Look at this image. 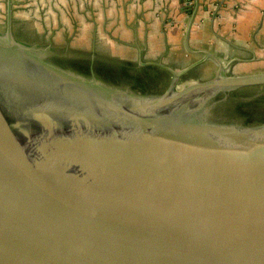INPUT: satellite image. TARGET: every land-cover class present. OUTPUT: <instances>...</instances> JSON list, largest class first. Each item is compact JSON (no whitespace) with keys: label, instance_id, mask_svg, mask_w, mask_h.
<instances>
[{"label":"water","instance_id":"1","mask_svg":"<svg viewBox=\"0 0 264 264\" xmlns=\"http://www.w3.org/2000/svg\"><path fill=\"white\" fill-rule=\"evenodd\" d=\"M7 5L0 264H264V120L213 119L222 95L264 87V71L231 73L200 50L180 70L144 62L173 80L128 93L19 41ZM207 60L214 75L180 85Z\"/></svg>","mask_w":264,"mask_h":264},{"label":"crops","instance_id":"2","mask_svg":"<svg viewBox=\"0 0 264 264\" xmlns=\"http://www.w3.org/2000/svg\"><path fill=\"white\" fill-rule=\"evenodd\" d=\"M95 1L98 8L86 1L84 12L101 19L85 20V30L131 48L124 52L131 57L179 70L203 58L194 51L204 50L223 64H264V0Z\"/></svg>","mask_w":264,"mask_h":264},{"label":"rangeland","instance_id":"3","mask_svg":"<svg viewBox=\"0 0 264 264\" xmlns=\"http://www.w3.org/2000/svg\"><path fill=\"white\" fill-rule=\"evenodd\" d=\"M86 1L92 2L98 8L95 0H12V31L14 36L19 41L28 44L33 43L41 47L51 45L49 49L51 52L57 51L63 52L66 55L77 56V62H70V59L57 60L53 57H50V59L56 61V63H60L61 67H66L65 69L82 75L86 74L85 69L88 63L86 61L92 54L99 57L106 56L111 59L115 57L121 61L129 62V65L133 66L134 70H141L142 67L146 66L143 63L147 61H144L143 58L139 60L138 57H131L132 53L124 54L125 51H131V48L114 47L111 45L114 43L112 41H101L102 35L100 32L85 30V20L101 19L100 14H85ZM7 3L8 0H0V32H4L6 29ZM95 12L97 11L95 10ZM118 51H123V53H118ZM180 52L182 50L178 51L177 54ZM261 68L264 69V64H256L253 68H245L239 64L232 63L229 65L228 72L235 74L247 73V71H259ZM216 69V63L212 62V60H207L197 66L191 73L186 74L181 80L180 85L184 86L197 78L211 77L214 75ZM166 73L167 76L164 82L155 85L150 90L138 91L132 86H122L123 83H119L117 82L118 80L114 79L108 85L117 90L127 91L128 93H159L166 90L169 83L173 80V74L169 71ZM130 77L134 76L130 75ZM239 93L242 97L244 113H237V115L242 118L247 116L246 119L250 121L264 120V87L246 88L240 90Z\"/></svg>","mask_w":264,"mask_h":264},{"label":"flooded vegetation","instance_id":"4","mask_svg":"<svg viewBox=\"0 0 264 264\" xmlns=\"http://www.w3.org/2000/svg\"><path fill=\"white\" fill-rule=\"evenodd\" d=\"M5 25H7V23ZM50 57H53L57 60L70 59L69 60L70 62L71 61L77 62V58H78L77 56L66 55L63 52L60 53L57 51H52V53L49 54V60L54 62L58 66H60V63H56V61L51 60ZM86 63L87 66L85 69L86 70V74H84L85 76L87 77L91 76V67H93L94 73L97 75V77H99L106 84L112 83L114 79V80H118L117 82L119 83H123L122 86L125 85L132 86L135 87L136 90L138 91L145 89L148 90L152 89L153 87H155V85H159L161 84V82H164L167 76L166 73L167 70L162 69L158 66L147 65L142 67L141 70H134L133 66L129 65V62L121 61L115 57L111 59L106 56L99 57L98 55L92 54L90 58H88ZM63 66L65 67V65ZM130 75L134 77H130ZM146 94H152V93L149 92ZM231 94L232 95H229L227 97H223L222 95L221 98H219L220 100L219 103H222V105L218 106V108L222 110V112H218V110L216 109L217 112L215 111L213 115V119L217 122L223 121L225 123H239V124L251 123L249 119H246L247 116L242 118L237 115V113H244L242 108L243 101L241 99L242 97L240 96V93L232 92Z\"/></svg>","mask_w":264,"mask_h":264},{"label":"bare ground","instance_id":"5","mask_svg":"<svg viewBox=\"0 0 264 264\" xmlns=\"http://www.w3.org/2000/svg\"><path fill=\"white\" fill-rule=\"evenodd\" d=\"M122 100H124V101H126V102H132V104H136V103H135L136 101L133 100V99L131 100L130 98H125V97H123Z\"/></svg>","mask_w":264,"mask_h":264}]
</instances>
